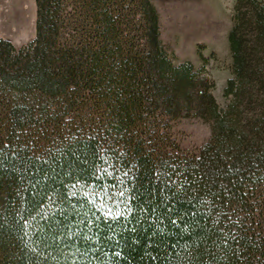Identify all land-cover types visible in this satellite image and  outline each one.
Masks as SVG:
<instances>
[{
  "label": "trees",
  "instance_id": "obj_1",
  "mask_svg": "<svg viewBox=\"0 0 264 264\" xmlns=\"http://www.w3.org/2000/svg\"><path fill=\"white\" fill-rule=\"evenodd\" d=\"M33 6L0 36V264H264V0L235 1L222 105L153 0Z\"/></svg>",
  "mask_w": 264,
  "mask_h": 264
},
{
  "label": "rangeland",
  "instance_id": "obj_2",
  "mask_svg": "<svg viewBox=\"0 0 264 264\" xmlns=\"http://www.w3.org/2000/svg\"><path fill=\"white\" fill-rule=\"evenodd\" d=\"M236 0H153L159 11L162 40L177 60L200 66L196 44L203 43L206 73L213 78L212 94L222 105V88L229 76L230 53L226 35L232 25ZM33 0H0V36L15 46L33 35ZM181 148L195 150L210 135V122L198 117L180 118L173 124Z\"/></svg>",
  "mask_w": 264,
  "mask_h": 264
}]
</instances>
